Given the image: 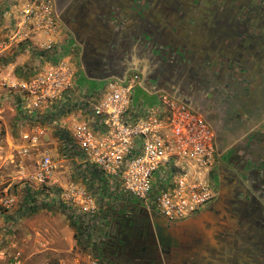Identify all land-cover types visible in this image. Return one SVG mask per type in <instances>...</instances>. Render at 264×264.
<instances>
[{"label": "built area", "instance_id": "obj_1", "mask_svg": "<svg viewBox=\"0 0 264 264\" xmlns=\"http://www.w3.org/2000/svg\"><path fill=\"white\" fill-rule=\"evenodd\" d=\"M17 4L13 19L16 37L27 43L37 41L48 60L33 74L15 80L0 79V90L9 94L16 111L14 150L22 160L34 161V170L27 174L24 183L44 191L39 200L49 204L54 201L44 189L56 183L52 150L39 149L49 128H54L61 137L64 157H83L82 164L95 168L117 197L134 200L170 222L184 221L209 202L211 188L202 178L193 182L180 179L185 172L180 173L175 165L178 159L197 176L210 173L216 153L208 125L184 105L165 97L161 99L162 109L155 113L145 107L130 110L131 88L116 82H108L101 89L81 91L80 98L74 101L72 59L53 53L58 46L72 47L60 40L62 29L53 0H18ZM89 176L84 182H88ZM8 189L0 186V213L17 204ZM60 200L59 205L70 216L92 219L98 215L96 196L76 182L62 186ZM35 205L33 199L27 200L30 209ZM94 222L90 228L93 233L96 219ZM24 263L20 249L8 257L0 256V264ZM75 264L102 262L90 250Z\"/></svg>", "mask_w": 264, "mask_h": 264}, {"label": "rangeland", "instance_id": "obj_2", "mask_svg": "<svg viewBox=\"0 0 264 264\" xmlns=\"http://www.w3.org/2000/svg\"><path fill=\"white\" fill-rule=\"evenodd\" d=\"M17 1L0 0V79L15 80L24 75L33 74V70L39 71L48 60V57L41 53L37 41L27 43L16 37L13 19L18 9ZM163 1H166L163 6L173 2V0ZM185 1L191 0H183L184 3ZM134 2V8L127 14V20L118 19L117 23H113L112 16L116 12L110 11L111 15L105 13L101 19H95L94 33L85 35L78 30L73 32L75 37L83 40L79 41L83 44L77 41L78 45L74 46L75 42L68 51L71 56L74 55V59L76 57L79 59L77 71L74 66L76 86L74 101L80 98L81 91L101 89L108 82H116L131 88L130 110L145 107L146 111L155 113L162 109L161 99L164 97L184 105L210 128L216 159H222L225 156L229 158L238 170V174L242 173L239 179L245 182L244 178L251 173L254 166L252 147H249L247 152L242 149L238 152L236 147H232L229 152L223 153L224 146L227 147L230 140L222 134L227 123H221L225 117L236 112V98L226 94L227 91L221 88L222 85L217 81V77L210 78V75L206 76L203 71H197V73L189 71L190 62H196L190 55L189 35H183L180 38L169 33L166 36L168 31L173 30V24L169 28L166 23L170 19L171 12L163 11L165 13L163 14L156 9L153 0L137 2L134 0ZM166 14H169L168 19L166 21L164 18L163 22L162 16ZM230 15H237L234 9L230 10ZM128 20H131L129 24ZM102 22L108 25L106 30H101ZM193 52H195L194 49ZM90 74L105 77V79L91 83L89 79H86V75ZM209 81H216L212 90L207 85ZM8 96L6 91L0 90V186L9 188L8 192L15 196L17 204L13 209L0 213V256L8 257L14 250L20 249L24 252V264H75L76 261L83 259L84 254L90 252L88 249L79 250L76 247V241L69 252L55 251L48 245L38 246L43 233L48 232L44 224L49 229L52 226L68 227L74 234L76 233L78 241L81 239L83 227L94 226L97 216L92 219L76 214H74L75 217L70 216L71 213L67 212L63 205H59L62 186L73 181L86 188L96 196L98 212L117 196L112 189H109V186L104 187L97 182L95 173L97 170L88 163L82 164L84 158L79 154L65 158L60 146L61 137L56 129L49 128L48 136L41 141L39 149L52 150L50 152L56 166L53 177L56 183L44 189L52 195L50 200L54 201L49 204L39 200L44 191L30 183H24L27 174L34 170V161L22 160L14 150V140L17 137L15 135L16 111ZM230 97H232V103ZM71 110H74V107H71ZM238 161L243 163L249 161L245 162L246 169L239 167ZM175 165L180 173L185 172L184 176L180 175V179L192 181L202 178L211 188L210 201L198 207L191 215L198 220L195 224L199 230V236L210 239L214 233L213 230L219 231L227 220L226 204L231 195H226L225 191L221 190L216 192L211 175L212 169L208 175L197 176L190 172L182 161L175 160ZM87 174L91 176L88 182H84ZM249 189H252V186H249ZM28 199L36 201L34 209L27 206ZM218 200L221 203L217 204ZM250 204L252 206L253 203ZM207 206L210 208L205 209ZM216 210L217 215L211 213ZM72 223L79 229H73ZM206 223L211 226V230L205 229ZM88 243L90 245L91 241L89 240Z\"/></svg>", "mask_w": 264, "mask_h": 264}, {"label": "crops", "instance_id": "obj_3", "mask_svg": "<svg viewBox=\"0 0 264 264\" xmlns=\"http://www.w3.org/2000/svg\"><path fill=\"white\" fill-rule=\"evenodd\" d=\"M173 1L165 6L157 5L156 9L163 14V11L172 13L169 18L173 22L169 19L166 23L169 28L173 24V30L168 33L180 38L189 35L190 55L196 60L194 63L190 62L189 71H203L210 78L217 77L221 88L227 91L226 94L236 98V112L225 117L221 123H227L222 134L230 140L228 148L224 146L223 153L229 152L232 147H236L238 152L239 149L247 152L252 147L254 154L251 161L254 166L244 178L245 182L241 183L246 198L253 199L259 205L261 216L264 217V0ZM191 2L194 4H190ZM54 9L62 29L60 40H66L72 46L77 41H83L75 37L73 32L78 30L85 35L94 33L95 19H101L105 13L111 15L110 11L116 12L112 16L113 23H117L118 19L127 20L132 1L54 0ZM231 9L237 15H230ZM130 22L131 20L127 21L128 24ZM76 43L74 46L78 45ZM68 51L66 47L58 46L54 53L72 58L77 71L79 59H74V55L71 56ZM86 79L92 83L105 77L90 74L86 75ZM215 82L209 81L207 84L211 90L215 87ZM232 101L230 97V102ZM245 162L238 161L237 165L246 169ZM44 228L48 232L43 233L38 246L48 245L55 251L65 252L73 249L75 239L70 228L52 226L49 229L46 224ZM248 232L250 241L240 243L236 255L233 244L211 245V248L220 250L221 256H204L201 263L199 259V263L194 260L178 264H264V223L262 226L250 227Z\"/></svg>", "mask_w": 264, "mask_h": 264}, {"label": "flooded vegetation", "instance_id": "obj_4", "mask_svg": "<svg viewBox=\"0 0 264 264\" xmlns=\"http://www.w3.org/2000/svg\"><path fill=\"white\" fill-rule=\"evenodd\" d=\"M131 1L134 8L135 2ZM165 2L153 0L155 7ZM164 18L167 21L168 15L162 16V20ZM107 28L106 22H102L101 30ZM211 175L216 192L225 191L231 198H227L226 204L229 217L226 216L227 220L219 231L213 230L210 239L199 236L195 216L181 222H170L134 200L114 197L98 212L93 233L92 249L102 264H178L199 259L201 263L204 256L220 255L219 250L211 248V245L233 244L236 255L240 243L250 241L249 228L262 226L264 217L259 205L246 198L239 179L241 172L238 174L229 158L215 159ZM211 213L217 215V210ZM205 226L208 231L212 229L208 223Z\"/></svg>", "mask_w": 264, "mask_h": 264}, {"label": "trees", "instance_id": "obj_5", "mask_svg": "<svg viewBox=\"0 0 264 264\" xmlns=\"http://www.w3.org/2000/svg\"><path fill=\"white\" fill-rule=\"evenodd\" d=\"M95 173L97 174V176H96L97 182L101 186L108 187V184L106 183V180L102 177V175L98 171H96ZM34 211H37V210H34ZM72 228L73 229H79L78 226H76L74 223H72ZM81 231L82 232L80 234V236H81L80 241H78V238H77L76 233L74 234V239L76 241V247L79 250L88 249V250H92L93 251V249L91 248V246L88 243L89 240L91 239V236L90 235L93 233V229H90V228L87 229L86 227H83ZM82 235H84V236H82Z\"/></svg>", "mask_w": 264, "mask_h": 264}, {"label": "water", "instance_id": "obj_6", "mask_svg": "<svg viewBox=\"0 0 264 264\" xmlns=\"http://www.w3.org/2000/svg\"><path fill=\"white\" fill-rule=\"evenodd\" d=\"M223 200V199H222ZM221 203V201L218 200L217 204ZM184 224H187V223H182L181 225H184Z\"/></svg>", "mask_w": 264, "mask_h": 264}]
</instances>
